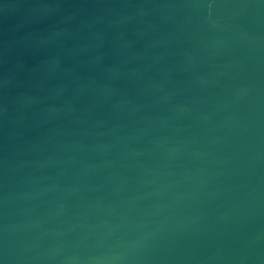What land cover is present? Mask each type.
I'll list each match as a JSON object with an SVG mask.
<instances>
[{
	"label": "water",
	"instance_id": "obj_1",
	"mask_svg": "<svg viewBox=\"0 0 264 264\" xmlns=\"http://www.w3.org/2000/svg\"><path fill=\"white\" fill-rule=\"evenodd\" d=\"M0 264H264V0H0Z\"/></svg>",
	"mask_w": 264,
	"mask_h": 264
}]
</instances>
